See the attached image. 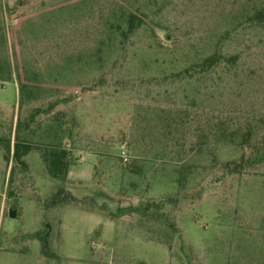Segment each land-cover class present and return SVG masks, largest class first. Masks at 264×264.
<instances>
[{"label":"rangeland","instance_id":"rangeland-1","mask_svg":"<svg viewBox=\"0 0 264 264\" xmlns=\"http://www.w3.org/2000/svg\"><path fill=\"white\" fill-rule=\"evenodd\" d=\"M110 1L91 0L79 15L66 8L75 0H0V52L11 76L0 80L3 116L15 123L33 107L44 109L66 97L50 116L34 117L31 133L19 134L43 145L46 119L64 111L72 127L66 146L74 158L68 179L73 192L85 197L46 219L33 187L46 194L53 180L40 173L37 149L29 156L28 181L16 169L9 183L11 161L7 165L0 149V264H264V163L228 173L223 164L238 159L239 151L215 143L210 132L226 118L229 124L255 127L264 138V128L257 129L264 126V30L237 29L224 37L223 51L237 54L233 66L174 82L163 73L208 53L210 34L224 27L217 22L220 11L227 19L243 0H154L148 7L161 8L157 17L148 11L147 22H163L177 35L171 51L148 47L152 37L142 27L114 52L115 63L107 58L100 67L90 58L85 65L79 56L100 47ZM102 71L107 77L97 82ZM149 75L157 79L145 80ZM24 76L36 87L24 96L34 92L35 98L21 103L18 82ZM156 112L175 119L168 141ZM199 140L201 150L190 153ZM164 145L169 156L153 164L147 182L121 167V160L133 156L151 165L153 150ZM185 164L191 170L180 185L177 169ZM166 197L175 198L164 207L174 217V234L158 233L125 210L114 214L117 207ZM34 232L46 243L31 236Z\"/></svg>","mask_w":264,"mask_h":264},{"label":"trees","instance_id":"trees-1","mask_svg":"<svg viewBox=\"0 0 264 264\" xmlns=\"http://www.w3.org/2000/svg\"><path fill=\"white\" fill-rule=\"evenodd\" d=\"M90 1L91 0H80L77 2L75 0V3H70L66 8L71 7L74 11L79 10V15H83V11L89 8L88 4ZM67 2L69 3L70 1ZM133 2L134 0H130L128 3L126 0L110 1L111 7L105 16L103 15L104 19L100 27L101 36L98 41L100 47L96 48L95 51H83L79 56V59H82L83 64L86 65L87 59L92 58L93 62L98 63L101 67L104 60L111 57L113 63H115L118 60V57L117 55L115 56L116 53L114 52L118 51V49L124 48L126 41L134 33L142 29V27H144V30H147L150 37H152V42L148 44V47L154 46L163 51L172 50L170 48L176 44L177 35L169 29V27L165 26L163 22L152 21V25H149L147 22L151 16L148 11L157 17L161 5H158L153 9L148 6L151 7V4L155 3L154 0H142L140 4H138L139 2L137 4ZM85 4L87 6H85ZM223 12V10L220 11L217 21L224 25L222 32H219L218 35H216V33L210 34V38L213 39L211 50L196 59L191 58L188 64L182 69L173 70L172 68L168 73H163V79H170L174 82H180L182 80L190 82L194 77L201 79L203 75L215 72L218 67L233 66L237 62V54L225 53L223 51L224 37L231 31L233 32V30L237 29L264 30V0L241 1L240 6L237 7L236 10L230 12L227 19L226 15L223 19L225 14H223ZM158 33H160V35ZM102 35H105V37L102 38ZM103 45H105V49L102 47ZM92 60L90 59L89 63H91ZM150 62L154 64V62L156 63L157 61L152 60ZM106 77L107 73L105 74L102 71L97 77V82L104 81ZM9 78H11V76L8 65L5 61L4 55L0 52V80ZM31 79L32 78L24 76L22 80L20 79L18 82L21 103L26 100L25 98L33 99L34 97V92L31 93L33 96L31 94H27V97L24 96L28 89L32 91L31 89L36 88ZM154 79H157L155 75H149V77L145 78V80ZM92 84H94V82ZM82 88L85 89V87ZM66 99L67 98L65 97L49 101L44 109L33 107L23 120L17 118L15 123L13 117H4L2 113L3 111L0 108V149L7 161V165L11 161L10 174L7 183L12 179L13 172L16 169L25 179L26 176L30 175L31 168L29 156L32 150L37 149V157L41 162L40 173H44L49 179L53 180V183L46 194H41L36 187H33L34 199L38 206L45 211L46 219H52L55 212H57V208L76 206L85 199V197L79 198L73 192V186L68 179L69 168L74 162L71 149L66 146L67 142L71 140L72 137V127L65 116V112L57 111L59 113H53L50 118L46 119L48 122L45 125L44 131L47 141L46 143H43V145L41 143H33L29 138L26 139L25 136L20 135L19 132L24 129L26 132L31 133V122L34 121L35 116L41 114L50 116L52 112L51 108L59 101H64ZM159 112H156L155 114L157 115V123L160 122L161 125L159 126V130H161L162 138L168 141V136L171 132L172 126L175 124V119ZM263 128L264 126H257V129L259 130ZM210 132L215 138V143L217 141H222V143L234 145L239 151L238 159L226 161L223 164L224 169L228 173L248 170L254 165L256 166L260 163H264V138L254 133L255 127L252 128L251 125L243 127L240 124H229L225 118L219 119L217 127ZM202 145V140H199L196 143H192L188 151L192 154L197 153L201 150ZM169 153L170 151H167V146L164 145L163 147L161 146L160 148H155V150H153L151 160L154 162L151 165L148 166V163H150L147 161L148 159L133 156L125 161L121 160V167L130 175L137 176L142 180L146 179L147 182L148 175L153 171V164L164 161L166 157L169 156ZM180 160L182 161L183 159L181 158ZM190 166V164H185L178 167V182L180 185L183 184L187 174L190 172ZM87 199L94 207V197L89 195ZM174 199L175 198L173 197H166L164 200L162 199L158 202L152 199H145L144 201H140L138 205L130 204L128 207H122L123 209L117 207L114 214H118V212L125 210L126 213H130L131 215L136 214L140 216L144 222L151 223V227H155L153 230H156L158 233L167 231L169 234H174L177 231L174 217L170 216L164 208L166 205L172 204ZM13 206V208H15L17 207V204L15 203ZM47 211L50 212L48 217H46ZM31 234V236L37 237L39 240H43V243H46L45 236L40 238L34 236L36 232Z\"/></svg>","mask_w":264,"mask_h":264},{"label":"water","instance_id":"water-1","mask_svg":"<svg viewBox=\"0 0 264 264\" xmlns=\"http://www.w3.org/2000/svg\"><path fill=\"white\" fill-rule=\"evenodd\" d=\"M15 213H16L15 209L10 208L8 210V214H9L10 217H14L15 216Z\"/></svg>","mask_w":264,"mask_h":264}]
</instances>
